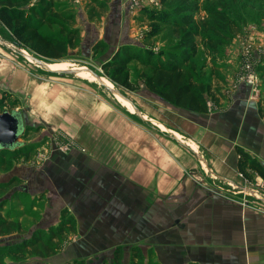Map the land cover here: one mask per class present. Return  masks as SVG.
<instances>
[{
	"label": "crops",
	"instance_id": "1",
	"mask_svg": "<svg viewBox=\"0 0 264 264\" xmlns=\"http://www.w3.org/2000/svg\"><path fill=\"white\" fill-rule=\"evenodd\" d=\"M64 2L70 5L64 22L79 30L89 49L101 40L113 52L137 37L140 10L131 0ZM224 51L215 59L222 80L208 72L218 92L204 111L140 88L134 104L149 121L142 125L107 105L81 99L64 108L55 100L54 128L73 145L51 150L38 165L36 194L44 204L37 228L48 235L62 213L70 214L74 224L64 230L75 228L68 242L85 264H113L116 255L119 264H264V207L243 204L232 192L256 186L264 194L255 171L249 169L252 179L244 177L247 184L236 167L237 147L264 167V90L254 94L235 81L241 60ZM17 75L0 63V93L29 88V77L24 73L18 86ZM142 93H150L147 102ZM69 254L61 256L73 258Z\"/></svg>",
	"mask_w": 264,
	"mask_h": 264
},
{
	"label": "rangeland",
	"instance_id": "2",
	"mask_svg": "<svg viewBox=\"0 0 264 264\" xmlns=\"http://www.w3.org/2000/svg\"><path fill=\"white\" fill-rule=\"evenodd\" d=\"M35 1L29 0V2ZM57 1L53 0V12L56 13L59 8H62L60 10L61 13L68 14L70 10L69 3H57ZM131 1L132 4H137L135 7H139L140 10V19L135 20L138 25L137 37L133 43H130L131 46H147L156 51L159 47L167 48L176 42L177 35L169 27H164L154 37L145 36L149 22L145 18L142 8L167 7L177 3V1L156 0V3L153 0ZM193 1L196 5L192 13L194 19L193 27L199 30L196 36L197 39H200V36L203 34L202 30H205L204 21H209L211 18L207 15L209 8L223 11L224 14L231 17L237 23L231 31L227 30L228 33L223 42L224 44L218 46L219 57L216 58L221 59L223 55H226L224 51L226 47L233 50L241 60L238 73L243 63L247 60H251L255 68L259 63H262L264 59V0ZM23 6H26L25 3ZM66 24L64 25L66 26ZM57 29V25L43 26L44 31H57ZM180 33L178 32V34ZM79 37V30H77L73 46L69 47L61 58L49 59L38 56L28 48L16 44L10 37L9 31L0 23L1 40L6 41L13 47L10 48L0 43V63L9 64L13 70H17L18 75L15 76L14 81H16L18 86L22 83L24 73L30 79L29 88L24 89L22 93L7 92L8 90L0 93V100L2 99L0 101V110L4 108L10 109L11 107L20 109L25 123L23 134L20 137V140L23 142L22 145L17 147V149L0 152V220L6 223L5 226L0 228V264H75V258L81 261L82 264L86 262L84 256L77 253V255L74 254L71 248H74L75 245L72 242H68L67 235L75 230V228H71V230L67 228L64 230V233L55 237L50 243L51 248L44 245L47 238L46 231L44 232L43 228H39L40 233H43V239L39 240L36 247H27L19 252H11L13 247L22 238L31 236L33 227L35 228L33 229L34 231L38 229V225H43L42 222H39V219L41 218L40 214L43 209L44 200L39 201V196L36 194L38 192L37 185L40 183L37 174L40 161L53 149L67 152L71 145H73L66 132L54 128L55 125L53 123L57 117V113H55L52 106L56 107L60 104L62 107L68 108V102L85 99L90 102L91 106L92 104L107 105L113 110L125 112L134 121L142 125L145 122H149L141 119L134 109L133 112L129 113L127 108L117 101L115 95L96 81V79L90 77L82 78L75 73L59 75L50 72L18 52L19 49H24L50 62L56 68L72 67L84 69L85 66L97 72L107 84L116 87L134 103V99L138 98L140 88L146 89L142 85V78L139 76V72L148 71V67L135 60L128 61L127 69L129 77L131 80L139 82V87L134 90H126L110 82L103 74L104 71L101 68L102 63L112 59L113 53L118 47L113 52L110 49L109 52H106L108 46L101 44L102 41L98 40L99 46L95 45L89 49L88 46L80 41ZM191 63L194 65V73L204 79L207 78L210 66L212 65L209 63L208 57L203 53L200 45H197L196 53L191 58ZM213 64L217 66L215 62ZM237 76L235 81L237 80ZM146 90L149 92L148 89ZM149 94L142 93L141 99L147 102ZM55 100L58 104L53 105ZM61 111L64 112L63 110ZM78 149L83 150V148ZM240 177L244 180L243 175H240ZM243 182L247 183L245 180ZM228 187L230 189L234 188L231 185H228ZM253 187L256 190L254 191L255 196H260L263 193L256 186ZM236 193L240 194L238 198H241L242 191ZM247 195L251 203L264 207V202L261 203L257 196L255 197L252 194ZM75 249H77V246H75ZM68 252H70L69 255L73 256V258L61 256V254ZM52 256L61 257L58 260L52 261ZM113 264H119V259L113 262Z\"/></svg>",
	"mask_w": 264,
	"mask_h": 264
},
{
	"label": "trees",
	"instance_id": "3",
	"mask_svg": "<svg viewBox=\"0 0 264 264\" xmlns=\"http://www.w3.org/2000/svg\"><path fill=\"white\" fill-rule=\"evenodd\" d=\"M64 1L58 0L57 3ZM171 1H177V3L159 8L144 7L142 12L149 22L145 36L154 37L164 27H169L177 35L175 43L167 48L159 47L156 51L147 46L120 45L113 53L112 59L102 63L101 68L110 82L126 90H134L139 87V82L131 80L129 77L127 63L130 60H135L148 67V71L139 72L142 85L146 89L174 106L204 111L207 109L206 99L208 97L215 98L218 87L211 84L208 78L204 79L194 73L191 58L196 53L197 45H200L212 65L209 74L215 79L222 80L221 76L217 74V66L213 63L215 58L219 57L218 46L224 44L227 30L231 31L237 23L223 11L209 8L207 15L211 18L209 21H204L205 30H202L203 34L200 39H197L199 30L193 27L192 15L196 8L194 1ZM27 2L28 0H0V23L9 31L13 41L21 47H26L44 58H61L67 48L73 46L78 29L70 27L64 22V19L68 18L67 14H63L61 18L58 13L59 9L56 13L53 12V0H36L31 5ZM24 3L26 6H23ZM52 25H57V31L43 30V26ZM178 32L181 33L178 34ZM96 45L99 46V44ZM256 71L259 78L258 87L264 90V63H259ZM5 150L1 149L0 152ZM236 151L238 153L236 160L238 172L250 180L252 176L249 169H252L264 183V167L239 147L236 148ZM63 214L57 225L47 228L49 234L44 245L50 247L51 241L64 231V227L73 226L74 220L71 215L63 216ZM5 225L6 223L0 220V228ZM42 235L43 233H40L39 229L32 230L31 236L22 238L11 252H19L27 247H36L39 240L43 239ZM116 260L117 255L114 262ZM74 263L82 264L78 260H74Z\"/></svg>",
	"mask_w": 264,
	"mask_h": 264
},
{
	"label": "water",
	"instance_id": "4",
	"mask_svg": "<svg viewBox=\"0 0 264 264\" xmlns=\"http://www.w3.org/2000/svg\"><path fill=\"white\" fill-rule=\"evenodd\" d=\"M0 43L9 46L10 48H13L10 46L6 41L1 40L0 38ZM18 52L28 58L29 60L35 62L36 64L44 67L50 72L56 73V74H64V73H75L77 70L72 67H67V68H50L48 67V61H45L38 56H35L29 52H27L24 49H19ZM84 69H87L98 81L102 86H104L106 89L109 91H115L118 93L122 98H124L128 103L131 105V107L134 109L136 114H138L139 117L142 119V115L139 113V110L135 106L132 100H130L128 97H126L120 90H118L116 87H113L108 84H105L101 82L102 76H100L97 72L94 70L88 69L84 66ZM25 128V123L23 120L22 116V111L17 108L11 107L10 109H1L0 110V150L1 149H6V150H12L18 146H20L23 142L20 140L21 135L23 134ZM176 139L180 144H183L186 146L191 152L196 153L191 147L187 146L183 142H181L176 136L174 135H169ZM197 154V153H196ZM198 155V154H197ZM200 157V155H198ZM246 191H248L250 194L255 196V192L251 188H246L244 187ZM257 196V195H256ZM255 196V197H256ZM264 202V198L261 199Z\"/></svg>",
	"mask_w": 264,
	"mask_h": 264
},
{
	"label": "built area",
	"instance_id": "5",
	"mask_svg": "<svg viewBox=\"0 0 264 264\" xmlns=\"http://www.w3.org/2000/svg\"><path fill=\"white\" fill-rule=\"evenodd\" d=\"M153 1H154V3H156V0H153ZM236 81H241V82L246 83L247 85L251 86L253 93L254 94L256 93V91L258 89L259 78L257 75L256 68L254 67V63L251 60H247L245 63H243L242 68H241L240 72L238 73ZM211 177L213 178L214 176L211 175ZM260 184L264 188V183L262 181L260 182ZM213 185L216 188H212V190L217 191L220 189L219 186H217L216 184H211L212 187H213ZM241 190H242V196H241V198H239V201L243 204H251V202L248 199V195H247V194H249V195H251V194L246 190H243V189H241ZM232 192H240V190L238 189V190H234ZM263 195L264 194L261 193L260 196H257V197L261 200V199H263ZM252 204H254V203H252Z\"/></svg>",
	"mask_w": 264,
	"mask_h": 264
},
{
	"label": "bare ground",
	"instance_id": "6",
	"mask_svg": "<svg viewBox=\"0 0 264 264\" xmlns=\"http://www.w3.org/2000/svg\"><path fill=\"white\" fill-rule=\"evenodd\" d=\"M48 67H50V68H56L54 65H51V63L50 62H48ZM77 71L75 72V74L77 75V76H79V77H82V78H87V77H90V78H94V76L87 70V69H76ZM95 79V78H94ZM101 82H103V83H106L107 84V82L106 81H104L103 80V78H101ZM108 85H110V84H108ZM114 95H115V97H116V99H117V101L118 102H120L121 103V105H123V106H125L126 108H127V110H128V112H133V108L131 107V105L129 104V103H127L126 102V100L124 99V98H122L118 93H116L115 91H111Z\"/></svg>",
	"mask_w": 264,
	"mask_h": 264
}]
</instances>
